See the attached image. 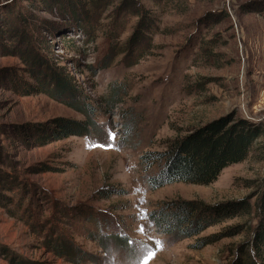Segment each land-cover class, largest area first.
Masks as SVG:
<instances>
[{"label": "rangeland", "instance_id": "rangeland-1", "mask_svg": "<svg viewBox=\"0 0 264 264\" xmlns=\"http://www.w3.org/2000/svg\"><path fill=\"white\" fill-rule=\"evenodd\" d=\"M135 1L157 19L150 48L126 47L136 18L117 16L120 0H114L86 25L96 31L91 37L76 25L62 30L79 47L75 55L62 49L61 34L45 28L61 21L57 9L46 12L38 4L33 11L24 0H0V264H72L47 250L62 236L89 254L84 264H142L148 252H155L149 264H228L245 240L240 234L198 249V238L244 220L174 241L148 215L166 200L213 205L254 194L264 175V131L246 160L206 186L149 190L146 179L157 168L143 171L140 157L225 115L264 128V0ZM114 45L124 54L100 68ZM43 61L64 67L93 99L102 135L40 148L23 144L24 124L83 120L45 94L24 92L36 84Z\"/></svg>", "mask_w": 264, "mask_h": 264}, {"label": "trees", "instance_id": "trees-1", "mask_svg": "<svg viewBox=\"0 0 264 264\" xmlns=\"http://www.w3.org/2000/svg\"><path fill=\"white\" fill-rule=\"evenodd\" d=\"M24 1L28 2L29 8L33 11L39 10L38 4L46 12L57 9L61 21L56 23L49 21L45 28L61 34L62 49L75 55H79V47L74 39L63 36L62 30L69 29L66 26L76 25L80 27L79 30L84 36L91 37L96 31L92 27L90 30L86 25L93 18L103 15L114 2L87 0L79 5L77 3L81 1L73 0ZM150 1L154 5H172L180 0ZM66 5L69 10H62ZM114 9L117 16L124 12L136 18L134 32L129 37L126 47H138L141 50L147 45L150 48L152 34L158 30L156 17L135 0H120ZM66 11H69V15L63 14ZM63 16H67L71 21H66ZM83 43L88 42L85 40ZM121 48L111 46L109 53L104 56L102 65L99 64L100 68L108 67L115 57L124 54L125 49ZM42 64L43 70L33 75L36 84L23 86L24 92L27 95L45 94L82 115L83 120L59 117L42 123L24 124L20 126L23 144L29 148H40L69 137L102 135L101 126L95 120L99 109L94 105L93 99L84 93L82 87L64 67L45 61ZM112 93L110 100L113 102L116 101L115 97L119 91L114 90ZM263 131L262 125L236 118L234 115H225L209 121L182 137L168 141L163 151L147 152L140 157L143 171L152 167L157 168L156 173L147 177L146 185L152 191L176 183L209 185L216 181L223 169L246 160ZM254 197L252 204L251 200ZM148 218L160 234L174 241L194 238L209 227L242 219L244 222L237 223L222 233L198 238L196 248L244 234L245 240L238 244L228 264H264V175L257 191L250 196L213 205L200 200H166L160 202L156 209L149 213ZM47 246V250L57 258L66 259L72 264H84L90 260L88 253L64 236L53 243L48 242ZM19 264L36 263L21 260Z\"/></svg>", "mask_w": 264, "mask_h": 264}, {"label": "snow or ice", "instance_id": "snow-or-ice-1", "mask_svg": "<svg viewBox=\"0 0 264 264\" xmlns=\"http://www.w3.org/2000/svg\"><path fill=\"white\" fill-rule=\"evenodd\" d=\"M115 134H112V138L114 139ZM158 245L160 244V242H156ZM162 246V245H161ZM155 256V252H148L147 255L145 256V258L142 261V264H149L150 260L153 259Z\"/></svg>", "mask_w": 264, "mask_h": 264}]
</instances>
